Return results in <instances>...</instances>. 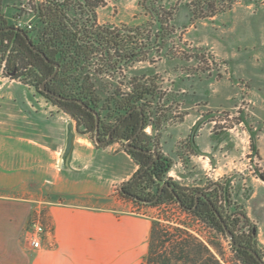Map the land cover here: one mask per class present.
<instances>
[{
	"label": "rangeland",
	"instance_id": "obj_1",
	"mask_svg": "<svg viewBox=\"0 0 264 264\" xmlns=\"http://www.w3.org/2000/svg\"><path fill=\"white\" fill-rule=\"evenodd\" d=\"M43 1L0 0V17L4 15L5 7L10 6L12 25L16 20L31 21L35 29L36 13L33 10L28 12L27 7ZM101 1L102 7L109 4L116 14L115 1ZM186 1L163 0L162 5L170 9L168 11L174 14L175 19ZM137 4L134 18L121 19L131 21V24L101 26L116 29L122 34L125 28L135 29L148 24L149 17L142 12L140 1ZM240 5L250 4L238 2L231 9H239ZM251 10L256 13L245 14L244 17L242 14L237 20L240 24H236V29L230 33L240 37L238 55L248 62L244 67L236 65L235 60L227 64L220 54L219 43H222L217 33L221 26L212 19L219 13L208 20L175 24L164 49L120 68L111 77L101 75L97 86L104 91L100 96L102 99L112 92L120 99L139 85L150 88L155 99L147 108V126L143 134L152 150L170 160L171 168L166 179L188 191L221 187L224 196L221 201L216 198L217 206L227 219L236 217L241 220L237 226L239 234H245L249 227L254 230L256 248L264 256V181L261 179L264 176V155L259 149L264 141V4L252 5ZM105 20L101 18V21ZM118 20L114 16L115 23ZM261 24L263 29H259ZM2 54L4 57L8 55L7 52ZM8 74L13 72L8 69L7 74H0V93L11 87L41 96L35 88L33 75L8 77ZM220 89L227 94L226 97L218 96ZM49 105L53 104L49 102ZM101 115L104 119L113 116L111 111H101ZM78 130L80 139L94 143L92 134L83 135ZM118 147L124 150L121 144ZM119 171L108 167L99 178L92 177L91 185L87 186L94 187L97 182L95 186L106 191L109 182L116 181ZM81 172L84 173L83 170ZM69 179L73 182L63 186L70 190L85 187L83 181L75 185L78 178ZM121 185H112V197L121 203L125 213L151 221L159 220L174 241L187 239L189 235L194 237L196 243L210 250L218 264H243L224 233L198 220L174 202L157 206L135 203L122 196ZM213 194L217 196V193ZM45 207L41 204L31 211L21 236L22 246L31 219L39 216L46 225ZM243 222H246L244 227ZM177 228L187 235L175 233ZM166 247H171V244ZM199 251V260L193 261L195 254L192 253L188 261L173 264H203L207 255L202 249Z\"/></svg>",
	"mask_w": 264,
	"mask_h": 264
},
{
	"label": "crops",
	"instance_id": "obj_2",
	"mask_svg": "<svg viewBox=\"0 0 264 264\" xmlns=\"http://www.w3.org/2000/svg\"><path fill=\"white\" fill-rule=\"evenodd\" d=\"M113 1L116 14L109 4L100 5L97 24H131L121 19L134 18L140 0ZM251 7L240 5L212 18L221 26L219 51L227 64L235 60L244 67L248 63L238 55L240 37L230 33L240 24L237 20L242 14L256 13ZM179 12L174 25L189 23L187 9ZM3 14L0 21L12 25L10 6ZM113 15L119 19L116 23ZM223 93L220 89L217 94L226 97ZM78 135L71 116L45 98L11 87L0 93V264L143 263L152 221L125 213L112 197V185L127 182L138 166L118 143L97 146ZM259 149L264 155V141ZM108 167L120 171L106 191L96 187L97 182L87 186ZM72 177L79 179L75 185L83 181L85 187L70 190L63 186L73 182ZM41 204L46 206L50 233L43 240V249L32 250L27 241L22 246L21 236L31 211Z\"/></svg>",
	"mask_w": 264,
	"mask_h": 264
},
{
	"label": "trees",
	"instance_id": "obj_3",
	"mask_svg": "<svg viewBox=\"0 0 264 264\" xmlns=\"http://www.w3.org/2000/svg\"><path fill=\"white\" fill-rule=\"evenodd\" d=\"M61 1V3H59ZM44 0L42 3L32 5L31 10L36 13L37 26L34 32L25 31L29 41L37 46L41 53L54 63L61 65L59 74L54 82L61 89L63 96L71 99H79L88 107L96 111H126L135 104L141 103L149 108L154 95L146 85H139L124 97L116 96V93H108L103 99V89L98 84L101 75L112 76L122 66L137 61L154 51L158 52L166 47V42L173 33V13L162 5L163 0H140V7L144 15L149 17V22L138 28H125L120 34L116 29H110L97 24L95 10L101 5V0ZM246 2L254 6L264 4V0H187L184 7L187 9L190 22L195 20H208L219 13L230 10L235 3ZM86 16L88 18H86ZM90 27L86 29V26ZM0 27H13L0 21ZM14 28V27H13ZM147 28V29H146ZM7 41L8 44H3ZM10 43L12 46L10 47ZM0 52L8 54V68L15 72V76L33 75L35 81L44 72V60L33 53L26 39L16 31L0 32ZM120 54L118 55V53ZM120 58V62L116 60ZM26 74V75H27ZM110 90V89H109ZM50 102L62 110L76 122L81 134L91 133L95 127V117L75 102ZM147 126V120L145 127ZM145 149L151 150L144 138ZM139 167L134 177L129 180L130 185L125 190L129 194L121 192L122 196L139 203V200L152 201L148 205L157 206L167 202L177 201L167 191L158 201H153L161 184L165 183L166 176L171 168L169 159L159 154L156 160L143 174V170L150 163L151 157L138 155L124 150ZM134 179V178H133ZM264 181V176H261ZM133 181V182H132ZM132 182V183H131ZM123 186V187H124ZM218 198V197H217ZM216 208V201L212 202ZM143 204V203H142ZM212 205V204H211ZM209 203L203 202L198 207V212H189L198 220L211 225L219 232H223L217 223V216L210 209ZM223 218L222 212H219ZM166 226L159 220L152 221L149 246L142 264H173L180 261H188L190 255L195 254L193 261L199 260V250H203L207 258L203 264H218L215 256L205 246L196 243V239L189 235L187 239L174 241L166 231ZM253 231V232H252ZM251 237L253 250L256 251L255 232L252 229ZM175 233L186 234L184 230L175 229ZM171 244V247H166ZM236 257L243 264H260L246 251L234 249ZM264 263V262H263Z\"/></svg>",
	"mask_w": 264,
	"mask_h": 264
},
{
	"label": "flooded vegetation",
	"instance_id": "obj_4",
	"mask_svg": "<svg viewBox=\"0 0 264 264\" xmlns=\"http://www.w3.org/2000/svg\"><path fill=\"white\" fill-rule=\"evenodd\" d=\"M63 1H64L63 3H66L69 0H63ZM59 3H61V1H59ZM86 18H88V17L86 16ZM89 27H90V24H88L86 26V29H88ZM0 28L5 29L4 27H0ZM3 31H5V30H3ZM31 32H34V29ZM29 43L33 46V49L30 47ZM29 43L27 42V44L29 45V47L33 51V53L39 55L40 58H42L44 60V64H45L43 74L39 75V80H37V82L35 81V88H36L37 92L49 102H50V100L51 101L65 102L62 100H58L55 97V95H60L64 98H67V97L63 96L62 93H60L61 89L54 82L55 77L59 74V72L61 70V65L59 63H54V62L50 61L45 56V54L43 57L41 51L37 48V46L33 45L30 41H29ZM3 44L4 45L8 44V42L3 41ZM0 46H2V44H0ZM11 46H12V43H10V47ZM7 52L9 54V51H7ZM8 58L9 57H7V69H9L8 68L9 67L8 66ZM46 60H48V61H46ZM116 60L120 62L121 59L116 58ZM55 65L58 66L57 73L51 80H49L51 78L52 74L56 70ZM125 66H127V65H125ZM122 67H124V66H122ZM117 70H119V69H117ZM13 75H15V72H13ZM41 85H44L45 92H42L40 90ZM46 92H48V93H46ZM69 99H71V98H69ZM97 113H98L99 118H100L98 132L96 133V124H95L94 130L90 133V134H92V139H93L94 143H95V141H98L101 143L106 142L105 145L118 143V144H121L123 147L125 145H128V146H134L136 148H141L143 150H146L145 149V143H144V134H143V132L145 131L146 108L143 107L141 103L135 104L131 109H127L126 111H112L113 116H110L108 119H104V117L101 115V112L97 111ZM91 115H93V114L91 113ZM127 142H129V143H127ZM130 151L133 153H136L138 155H147L142 151H135V150H130ZM151 151H154V150L151 149ZM148 156L151 157L150 163L146 167H144L143 170L140 171V175L143 174L159 158V154H158L157 159H155V157L152 154H150ZM138 170H139V167H138ZM137 171H136V173H137ZM135 174L129 180L135 181L137 179V177H134ZM165 183H168L170 186H172L173 191H171L167 186H164L163 189H160V187H159V191L156 194L157 201L159 199H161L162 196L164 194H166L168 191L172 195V197L177 201V205L181 209H187V211H189V212H198L199 205L202 204L203 202H205V203L212 204L213 208L211 207L210 209L217 211L218 214H219V212H221L220 208L217 205L215 208L214 204L212 203L216 200L217 197L221 201L222 197L224 196V193H223L224 190L221 187L213 186L209 190L188 191V190L180 189L176 184L172 183L168 179L165 180ZM129 187H130V185L124 186V187L120 188V191L124 192L125 194H129L130 190L129 189L125 190V188H129ZM213 192L217 193V196H215L213 194ZM175 195L178 197L177 199L175 198ZM214 211H213V213L215 214ZM222 216H223V218H221V220L224 222L225 227H223V225L221 224V221L218 218H216V220H217V223L220 225L221 229L223 230V232H224V230H228L233 235L234 245L239 246V248H237L234 245H232L233 249L246 251L247 253L251 254L248 251L250 249L258 255V253L253 250V248H254L253 242H252V239H250L252 228L249 227L248 231L245 234H239L237 231V226H238V224H240L241 220L239 218H236V217H234L232 219H227L224 215H222ZM245 225H246V222H243V227ZM251 255L255 258L256 261H258V259L253 254H251ZM258 257H259V255H258Z\"/></svg>",
	"mask_w": 264,
	"mask_h": 264
},
{
	"label": "water",
	"instance_id": "obj_5",
	"mask_svg": "<svg viewBox=\"0 0 264 264\" xmlns=\"http://www.w3.org/2000/svg\"><path fill=\"white\" fill-rule=\"evenodd\" d=\"M3 30H5V31H9V30H11V31H16V32H18L19 34H21V35L26 39V41L29 43L28 36H27V34H26L24 31L19 30V29H16V28H13V27H7V28H5V29H1V28H0V31H3ZM29 45H30V47L33 49V46H32L30 43H29ZM42 56L44 57V54H43V53H42ZM46 61H48V60H46ZM55 67H56V70H55V72L52 74V76H51V78H50L49 80H51V79L56 75V73H57V68H58V66L55 65ZM40 90H41L42 92H45L44 85H41ZM46 93H48V92H46ZM55 97H56L58 100H62V101H65V102H75V103H77L78 105H80L83 109H85V110H87L88 112L92 113V114L94 115V117H95L96 133L98 132L100 118H99V115H98L97 111H95V110L91 109L90 107H88V106H87L83 101H81V100L64 98V97H62V96H60V95H55ZM127 143H129V142H127ZM95 144H96L97 146H103V145L106 144V142H102V143H101V142L95 141ZM124 149H125L126 151H130V150L142 151V152H144L145 154H152V155L155 157V159L158 158V154H157L155 151H151V150H150V151H148V150H143V149H141V148H136V147H134V146H128V145H125V146H124ZM126 184H127V183H123V184L120 186V188H122V187H123L124 185H126ZM164 186H167L171 191H173V187L170 186L168 183L161 184L160 189H163ZM175 198L177 199L178 197L175 195ZM205 199H206V198H205ZM135 200H137V201H139V203H143V204H145V205H148V204H150V203L152 202V201H143V200H139V199H135ZM156 200H157V198H155V200H153V201H156ZM206 200H207V199H206ZM207 201H208V200H207ZM210 205H211V204H210ZM211 207L213 208L212 205H211ZM214 212H215L217 218L221 221V224L223 225V227H225V226H224V222L221 220L220 215L217 213V211H214ZM224 234H225L226 238L228 239V241H229L232 245H234L233 235H232L228 230H224ZM234 246L237 247V248H239L238 245H234ZM248 251H249L251 254H253V255L258 259V261L260 262V264H264L263 261L258 257V255H257L255 252H253V251L250 250V249H249Z\"/></svg>",
	"mask_w": 264,
	"mask_h": 264
},
{
	"label": "built area",
	"instance_id": "obj_6",
	"mask_svg": "<svg viewBox=\"0 0 264 264\" xmlns=\"http://www.w3.org/2000/svg\"><path fill=\"white\" fill-rule=\"evenodd\" d=\"M27 10L28 12L32 11L30 6L27 7ZM12 26L22 31L33 30V25L31 21L16 20ZM7 57L8 55L4 57L3 54L0 52V74H7ZM12 75L13 74H10L8 77H11ZM49 233L50 228L40 221L39 216L31 219L28 223V227L26 230V241L29 248L32 250L43 249V240Z\"/></svg>",
	"mask_w": 264,
	"mask_h": 264
}]
</instances>
